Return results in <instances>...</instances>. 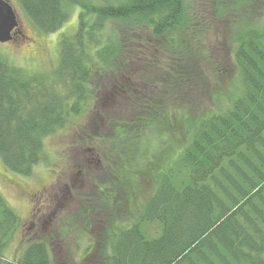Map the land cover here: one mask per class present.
I'll list each match as a JSON object with an SVG mask.
<instances>
[{
    "label": "trees",
    "instance_id": "obj_1",
    "mask_svg": "<svg viewBox=\"0 0 264 264\" xmlns=\"http://www.w3.org/2000/svg\"><path fill=\"white\" fill-rule=\"evenodd\" d=\"M18 1L45 32L68 19L64 4L77 6L78 14L75 33L59 42L53 73L27 72L0 56V159L12 172L29 175L40 159L44 137L75 116L99 90L108 93L107 102L119 104L118 110L111 105L100 113L112 124L110 138L118 147L132 139L135 128L164 122L169 103L188 107L185 104L194 101L193 86L204 81L193 72L205 57L200 45L193 46V38L204 30L191 28V21L200 23L202 15L196 9L191 14L189 0ZM221 7L212 2L215 16L223 12ZM146 27L153 35L167 33L166 49L173 62L161 79L162 89L154 81L133 86L120 79L123 73L132 76L125 50L131 36ZM229 30L230 65L236 76L215 94L224 104L209 112L185 110L190 115L184 123L187 139L176 151L170 146L175 151L172 163L161 165L152 192L133 208L135 222L115 233L102 264H264V22L243 28L232 23ZM177 85L191 92L181 90L177 97ZM107 112L117 125L105 118ZM131 179L124 176L106 186L92 182L94 194L106 206L116 199V187L128 181L137 187ZM126 206L132 212L129 201ZM17 225V214L0 195V264H51V240L44 238L28 241L13 261L3 259Z\"/></svg>",
    "mask_w": 264,
    "mask_h": 264
},
{
    "label": "rangeland",
    "instance_id": "obj_2",
    "mask_svg": "<svg viewBox=\"0 0 264 264\" xmlns=\"http://www.w3.org/2000/svg\"><path fill=\"white\" fill-rule=\"evenodd\" d=\"M6 1L16 14L18 24L13 30L18 32L11 40L0 42V56L27 72L53 73L59 62V42L63 36L75 33L77 28L78 7L64 4L68 8V19L55 31L45 32L36 27L18 0ZM213 1L217 7L222 6L219 16L213 14ZM189 3L191 14L196 13V9L202 15L200 23L191 21V28L204 30L193 38V46L200 45V50L205 52L202 65L197 67L196 63L193 71L204 80L192 88L194 101L191 99L185 104L188 107L169 103L164 122L145 129L135 128L134 138L117 147L118 142L110 138L114 131L112 124L103 121L100 113L109 111L111 105L110 108L118 110L119 104L107 102L108 93L99 90L98 96L82 103L75 116L44 137L40 159L29 175L6 169L0 159V195L18 216V225L4 249L3 259L13 261L28 241L44 238L51 240V264H93L97 258V264H102L103 255L111 251L115 233L135 222L133 208L152 192V179L163 170L161 165L172 163L171 156H175V151L187 139L184 123L190 116L188 112H209L224 104L225 99H218L215 94L217 92L218 96L236 76L230 65L232 43L226 38L227 33L232 23L240 28L247 23L261 27L264 0H189ZM139 32L131 36L125 50L132 76L129 78L123 73L120 79H128V84L133 86L154 81L152 84L162 89L161 79L168 75L173 62L166 49H169L166 47L167 33L153 35L150 27ZM94 48H91V55L96 58ZM97 80L98 77L93 83L95 86L99 83ZM156 80H159L157 84ZM179 86L174 87L177 97L181 90L191 92ZM125 92L128 97L130 93ZM103 96L106 98L104 104ZM175 101L179 102L177 98ZM105 114L106 119L112 120L108 112ZM112 121L117 125L116 120ZM128 175L136 181L137 187L133 189L127 180L125 187H116L117 191H113L112 198L116 199L102 205L99 196L94 194L92 182L106 186ZM116 200L122 201L126 209L122 211L119 204L115 205ZM128 201L132 212L127 209ZM89 216L92 217L88 219ZM87 219L90 224H85ZM152 232L157 233L158 228H152Z\"/></svg>",
    "mask_w": 264,
    "mask_h": 264
},
{
    "label": "water",
    "instance_id": "obj_3",
    "mask_svg": "<svg viewBox=\"0 0 264 264\" xmlns=\"http://www.w3.org/2000/svg\"><path fill=\"white\" fill-rule=\"evenodd\" d=\"M17 24V17L11 5L6 0H0V42L11 40Z\"/></svg>",
    "mask_w": 264,
    "mask_h": 264
},
{
    "label": "flooded vegetation",
    "instance_id": "obj_4",
    "mask_svg": "<svg viewBox=\"0 0 264 264\" xmlns=\"http://www.w3.org/2000/svg\"><path fill=\"white\" fill-rule=\"evenodd\" d=\"M9 2H10V0H9ZM17 34V32L15 33V35Z\"/></svg>",
    "mask_w": 264,
    "mask_h": 264
}]
</instances>
